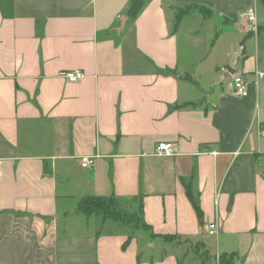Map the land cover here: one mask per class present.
<instances>
[{"label": "crops", "instance_id": "1", "mask_svg": "<svg viewBox=\"0 0 264 264\" xmlns=\"http://www.w3.org/2000/svg\"><path fill=\"white\" fill-rule=\"evenodd\" d=\"M130 2L0 0V264H198L185 241L264 264V0H147L131 22ZM88 196L180 242L101 225Z\"/></svg>", "mask_w": 264, "mask_h": 264}, {"label": "trees", "instance_id": "2", "mask_svg": "<svg viewBox=\"0 0 264 264\" xmlns=\"http://www.w3.org/2000/svg\"><path fill=\"white\" fill-rule=\"evenodd\" d=\"M147 4V0H131L129 8L127 10V17L129 21H135L139 14L143 11ZM190 9H179L176 13L173 32H177L181 20L184 15L189 13ZM186 188V193L190 203L192 204L198 218L202 219V210L198 201V198L192 191L191 183H184ZM126 206L123 202L114 196L111 197H92L88 196L83 198L79 204L77 211L88 216H95L100 220L101 225L106 222H111L113 224H128L133 225L136 229H142L151 232V237L161 238L165 243H174L178 240L180 242V237L175 235H165L159 236L152 233L150 227L144 222L142 218L143 208L140 205L137 211L133 215H129L126 211ZM127 244V243H126ZM197 244V243H196ZM195 257L198 258V264H210L214 259L211 256L208 246L203 243H198L194 249ZM237 258L236 253H223L216 260L218 264H235Z\"/></svg>", "mask_w": 264, "mask_h": 264}, {"label": "built area", "instance_id": "3", "mask_svg": "<svg viewBox=\"0 0 264 264\" xmlns=\"http://www.w3.org/2000/svg\"><path fill=\"white\" fill-rule=\"evenodd\" d=\"M248 20L250 22L255 21V15L253 12L249 13ZM63 75L67 78V80L70 83H78L79 81H81L82 79L86 77V73L80 70L65 72L63 73ZM255 76L257 77V79L264 78V72L256 71ZM232 84H233L234 93L236 95L240 97L248 96V85H247L244 75L237 74L236 76H234L232 79ZM260 136L264 137V128L261 129ZM155 152L159 156L172 157L176 154V149H175L174 144L172 143L160 142L156 146ZM93 163H94L93 159L90 157L81 158V167L84 169H88L92 167ZM216 229H217L216 223L210 224L209 233L211 235L215 234Z\"/></svg>", "mask_w": 264, "mask_h": 264}, {"label": "rangeland", "instance_id": "4", "mask_svg": "<svg viewBox=\"0 0 264 264\" xmlns=\"http://www.w3.org/2000/svg\"><path fill=\"white\" fill-rule=\"evenodd\" d=\"M126 208V211H127V213L129 214V215H133L136 211H137V209L136 210H134V209H132V206H128V207H125ZM94 217V216H93ZM94 219H95V217H94ZM96 220H98V221H100L97 217H96ZM99 229H100V227H99ZM138 235H139V237H140V239H142V237H144V232L143 231H141V230H139L138 232ZM213 240H214V238L213 237H210L209 239H208V242L209 243H212V244H214V242H213ZM198 244V243H197ZM196 244V242H188V241H185V242H183V245L188 249V251H190V252H192V253H194V249H195V246L197 245ZM212 254V253H211ZM213 254H214V252H213ZM212 254V255H213Z\"/></svg>", "mask_w": 264, "mask_h": 264}]
</instances>
